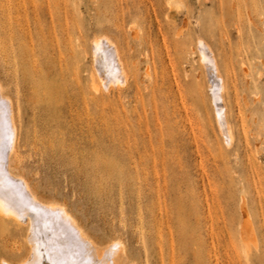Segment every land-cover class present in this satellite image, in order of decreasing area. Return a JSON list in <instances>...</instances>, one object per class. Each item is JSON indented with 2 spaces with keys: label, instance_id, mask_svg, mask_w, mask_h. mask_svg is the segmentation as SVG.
Masks as SVG:
<instances>
[{
  "label": "rangeland",
  "instance_id": "rangeland-1",
  "mask_svg": "<svg viewBox=\"0 0 264 264\" xmlns=\"http://www.w3.org/2000/svg\"><path fill=\"white\" fill-rule=\"evenodd\" d=\"M105 37L130 81L95 93ZM0 83L14 173L122 264H264V0H0Z\"/></svg>",
  "mask_w": 264,
  "mask_h": 264
},
{
  "label": "bare ground",
  "instance_id": "bare-ground-1",
  "mask_svg": "<svg viewBox=\"0 0 264 264\" xmlns=\"http://www.w3.org/2000/svg\"><path fill=\"white\" fill-rule=\"evenodd\" d=\"M110 39L107 37L102 39L98 38L95 43L96 53L101 57V60H99L100 65L102 69H105L103 71L107 74V78L106 76L105 78L100 76V79H93L92 89H94L95 93H102L103 87L104 89L108 88V85L111 84L120 88L130 81V71L124 63L125 56H123L117 45ZM201 43L204 45V42ZM205 58H209L208 54ZM204 59H202L203 63L201 64H204ZM214 67L216 68V66ZM218 90L222 92L221 88ZM9 130L13 136L10 149L6 146V136ZM230 131L226 135L228 145H232L235 140V136ZM17 143L18 126L12 101L5 94L0 83V201L5 202L0 207V218H8L27 227L28 254L24 260L21 259L22 261L18 263L26 264L30 259H37L34 256L33 250L36 247V237L38 235L41 245L39 249L40 255L38 257L39 264H52V261L56 260H65L69 264L73 260L81 262V264L87 261H91L92 264H122L120 259L125 254V246L121 240H115L107 250L99 248L84 232L83 228L64 205L45 201L36 193L25 178L14 173L13 160L17 153ZM8 200L13 201L17 205H27V210L23 217H20L14 209L9 207ZM246 220L248 221L249 219H245L244 222ZM240 235L244 245L250 242L249 240H254L256 243L255 240L257 237H254L247 222L242 226ZM246 245L248 246V244ZM243 249L246 248L243 247ZM246 253L248 254V252ZM3 261L5 264H14L5 259Z\"/></svg>",
  "mask_w": 264,
  "mask_h": 264
},
{
  "label": "snow or ice",
  "instance_id": "snow-or-ice-1",
  "mask_svg": "<svg viewBox=\"0 0 264 264\" xmlns=\"http://www.w3.org/2000/svg\"><path fill=\"white\" fill-rule=\"evenodd\" d=\"M13 142V136L11 134V131L9 130L7 136H6V146L10 149L11 148V144ZM4 201H0V207H2L4 205ZM7 203L9 204V207L14 209L16 211V213L20 216L23 217L25 214V211L27 210V205L26 204H21V205H17L15 204L13 201L8 200ZM41 245H40V241H39V236L37 235L36 237V247L33 250L34 252V256L37 257V259H30L29 261L26 262V264H39V255H40V249ZM0 264H5L4 261H0ZM52 264H69L68 261L65 260H56V261H52ZM71 264H81V262L75 261L73 260L71 262ZM83 264H92L91 261H87V262H83Z\"/></svg>",
  "mask_w": 264,
  "mask_h": 264
}]
</instances>
